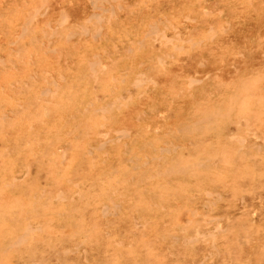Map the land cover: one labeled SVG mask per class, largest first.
I'll use <instances>...</instances> for the list:
<instances>
[{"label":"bare ground","instance_id":"obj_1","mask_svg":"<svg viewBox=\"0 0 264 264\" xmlns=\"http://www.w3.org/2000/svg\"><path fill=\"white\" fill-rule=\"evenodd\" d=\"M18 1L0 0V53H29L23 98L0 82V264H264V73L224 15L254 0H90L79 23Z\"/></svg>","mask_w":264,"mask_h":264},{"label":"rangeland","instance_id":"obj_2","mask_svg":"<svg viewBox=\"0 0 264 264\" xmlns=\"http://www.w3.org/2000/svg\"><path fill=\"white\" fill-rule=\"evenodd\" d=\"M9 1L11 2L12 5H17V1L18 0H9ZM21 1H24V0H19L18 3L21 4ZM70 1L71 0H50L49 14L50 15H54V17H55L56 14L58 13V7H59V5L62 6V8L65 7L67 9H70V11L72 12V18L76 19L75 22H77V23L81 22L86 17V15L88 16L89 14H91L92 11H91V8L89 6V4H90L89 1L90 0H76V4L77 5H74L73 4V6H71ZM212 2H215V0H212ZM219 4H221V2ZM83 6H85V7H83ZM255 6L259 7L260 12H254L253 11V8ZM230 7L232 8V10H231V8H229V9L226 8L225 9L226 11L224 10V15L226 17H229L230 19H233V20L236 21L233 28L235 29L234 30V33L237 36V43L238 44H236L235 46L236 47L238 46L240 48V49L239 48L238 49L239 50H242V49H244L245 45H247L246 46V50H247L246 51L247 61L246 62H243L240 58H237L239 60V62L237 63V65L239 66V68H241V69H243L245 71V73H243V74L252 73V74L255 75L259 70H262L263 73H264V66H263L264 65V62H263V54H264V43H263L264 42V21L262 20L264 18V0L263 1L262 0H254V7H248V8H246V7H244V5H240L239 4V5H236L234 7V8H236V10H234V11H233V9H234L233 6H230ZM16 8H18V7L16 6ZM12 9H13V7H12ZM26 9L27 8H23L22 11H21V13L24 11L23 13L25 15L26 14ZM236 12H238V13H236ZM23 13L21 15H23ZM135 13H137V11H135ZM235 13L238 16H240L239 17L240 20H237L236 19L238 16L237 17L234 16ZM122 16H124V15H122ZM124 17H121L119 19V21L123 23V25H121V27H123V26L125 27L126 26L125 28H127L128 26H131L130 24H133V23L132 22H129L128 19H125ZM17 19L15 18V20H17ZM20 19H21V17L19 18V20ZM72 21H74V20L72 19ZM0 22H1V24H0V31H2L1 29L5 28V26L7 24L10 26V23L7 22V21H6L7 24H6L5 21L3 23H2V21H0ZM15 22H19V21H15ZM237 22H238V24H237ZM256 32H258V33L256 34ZM255 38H258V42L255 41ZM248 39H249V41H247ZM245 42H247V43H245ZM231 45L232 44L227 45L226 47H228V48H225V47L222 46L220 48L219 55L217 57V59H219V57H222L223 61L226 60L225 61V69H223L224 74H223V76H220L221 78H219V79H222V81H223L222 84L223 85H229L230 82H231L230 84H233L234 85L233 81L234 80L235 81L237 80L236 77H235L236 76V73L233 71L234 70L233 59H232L233 58V56H232L233 54H231V52L228 53L229 48H231L230 47ZM68 47H69V45H68ZM27 49H28V47H27ZM226 49H228V51ZM249 49H251V50H249ZM5 53H6V51H4V49L0 53V57L2 56L1 57L2 59H6L7 60L5 66H1L0 65V69L2 68L0 70V82L2 84L4 82H7V86H8L3 91H6V94L7 95L10 94V96H15V97L20 96V97L23 98V95H21L22 93L20 91L21 89L18 88V85L17 84L14 85L13 83L16 82L17 79L21 78L20 75H23V73L26 71L27 66L23 62V60H26L28 58L29 53L25 49H22L21 52H20V54H23V59H21V57L18 55V53L13 52L12 55H11V57H10V59H12V60H10V61L7 59V56H4V55H6ZM195 53H196V51H195ZM195 53L194 54L193 53L191 54V56L193 58H195L194 60H196V56H197ZM36 55H37V53L35 52V53L31 54L30 56H36ZM248 56H250V57L248 58ZM4 57H6V58H4ZM15 57H17V58H15ZM208 60H209V64H208L209 72L214 77L217 74H216V71L215 72H212V70H213V68L220 67V63L219 64H216V65H213V64L216 63V61L211 56L208 58ZM11 61L13 63L15 62L13 64V66H12V64L9 65ZM17 63H18V65H17ZM186 64L187 65H184L186 71L187 70L188 71H193L194 70V67L196 66L195 61H187ZM189 65H190V67H188ZM211 65L213 66V68H212ZM46 66H47V68H49V65H46ZM15 67H18L20 69L19 72H18V70H15L14 69ZM173 72L174 73L181 72L180 67L179 66H176L174 68ZM254 72H256V73H254ZM24 74L26 76V73H24ZM199 74L201 76L203 75V73H199ZM224 81H226V82H224ZM25 82H26V84L28 83V85L30 87L32 86V81L31 80H29V79L26 80V78H25L23 80V84H25ZM213 85L215 86L216 84H213ZM214 86H212V87H214ZM212 87H210L208 89H211ZM8 88H9V90H8ZM17 93L18 94L21 93V94L20 95H17ZM223 93H224L223 95L225 97L229 96L228 93L230 94V92H228L227 89L225 91H223ZM10 107H11V104H9V103L6 102V98L0 100V110L1 111L7 112V114H9L8 112H10V110H8V108L11 109ZM29 111L35 112V109L33 107H31V110H29ZM51 116L52 117H56V116H53V113H51ZM27 123L25 124V126L27 125ZM23 125H24V123H23ZM2 136H3V138H5L4 142L6 141L5 142L6 144H9L10 146H13V142L12 141H13L14 138H13V133L11 131H9L7 128H5ZM10 137H12V138H10ZM9 139H11V140H9ZM2 144H0V148H1L0 151L3 148L1 146ZM17 155H20L22 157V159H23V153L21 152V153L17 154L16 151H11V153L9 154V158H11V157L12 158L17 157ZM25 159H28V158L26 157ZM32 159H33V157L30 156L28 161L29 162H32ZM18 168L22 169L23 171L25 170L22 167H18ZM18 168H17V170H20ZM35 170H36L35 168L32 169V178H34L35 175H36V171ZM37 172H38V170H37ZM44 173L46 174L45 170H42V172L40 171V176L42 177L41 178L40 188H43V187H45V188L51 187V185L53 186L54 185L53 184V179H52V182L49 180V183L48 184H44V181H43L44 180V177H45V174ZM41 185H43V186H41ZM239 186H240V188L244 187L246 189L247 188L246 186H248V184H246V186H244L243 184H241V185H235L234 187H231V188L234 190V188H239ZM231 188H230V191H231ZM52 189H53L52 187H51V189L48 188L49 191L52 190ZM25 191H28V190L25 188ZM7 193L3 194V198H2L3 200H5V199L8 200V197H9L10 194H7ZM16 194H18V193H16Z\"/></svg>","mask_w":264,"mask_h":264}]
</instances>
